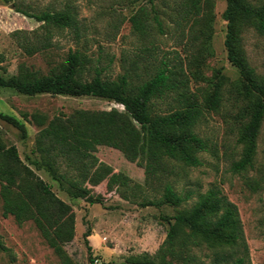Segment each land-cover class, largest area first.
Returning a JSON list of instances; mask_svg holds the SVG:
<instances>
[{"label": "trees", "instance_id": "trees-1", "mask_svg": "<svg viewBox=\"0 0 264 264\" xmlns=\"http://www.w3.org/2000/svg\"><path fill=\"white\" fill-rule=\"evenodd\" d=\"M226 2L225 47L229 62L239 71V79L231 83L229 99L236 109L235 119L240 125L238 142L243 146L233 170L242 173L254 168L257 141L264 123V75L258 74L249 63L243 34L253 28L264 36V0ZM213 7L211 0L181 3L182 20L192 21L191 27L198 33L195 38H201L200 51L207 50ZM17 11L41 23L34 31L14 33L19 47L30 57L52 49L55 31L71 29L79 33L76 13L70 5L59 11L31 13L20 8ZM154 20L162 32L158 16ZM131 22L136 33L147 37L149 26L144 9L132 16ZM4 60L0 55V63ZM90 62L82 51L70 49L65 59L46 73L25 62L19 64L16 74L5 76V69L0 73V87L22 95L88 96L123 107V110L103 111L78 109L69 115L53 117L39 111L23 113L25 121L39 128L33 147L37 157L33 164L37 169L46 170L69 196L96 204L102 203V197L94 196L87 184L97 186L106 181L108 191L116 189L126 199L127 190L132 189L133 196L141 190L140 186L132 188L126 175L99 161L95 154L99 146L117 149L129 161L143 167L148 183L176 175L178 165L187 168L201 165L199 154L207 151L209 144L196 128L204 115L201 104L183 80L182 70L177 66L171 68L164 61L153 74L134 84V76L129 73L117 80L103 78L98 69L89 75ZM222 86H215L214 94L207 99L210 109L218 107ZM169 93H176L177 105L169 103L165 112H157L158 100ZM0 120L18 129L23 138L27 137L24 121L2 112ZM252 183L256 189L260 187V181ZM0 186L3 215L12 216L19 225L32 221L62 264H75L64 249L75 237L76 217L72 206L21 159L17 146L7 144L1 135ZM161 193L159 200L143 201L140 205H169L178 210L168 219L166 239L157 252L133 258L132 264H248L249 247L238 208L221 190L210 189L191 206L188 205L190 194L178 193L170 182L163 183ZM90 235V229L84 233L89 250ZM0 251H8L1 238ZM203 251L212 253L209 263L202 258Z\"/></svg>", "mask_w": 264, "mask_h": 264}, {"label": "rangeland", "instance_id": "rangeland-1", "mask_svg": "<svg viewBox=\"0 0 264 264\" xmlns=\"http://www.w3.org/2000/svg\"><path fill=\"white\" fill-rule=\"evenodd\" d=\"M211 1L214 20L207 50L200 51L201 38H195L198 33L192 29V21L182 20L180 16L183 0H0V55L5 58L0 63V73L5 69V76L16 74L22 62L46 73L63 61L70 49L80 50L89 57V75L98 69L103 78L117 80L129 73L134 76V84L153 74L165 61L171 68L177 66L182 70L188 90L203 110L196 131L207 140L209 149L199 154L201 165L190 168L178 165L176 175L148 183L143 167L129 161L117 149L99 146L95 153L99 161L126 175L131 187L140 186L141 190L136 196L132 195V189L127 190L126 199L116 189L108 191L106 181L97 186L87 184L94 196L102 197V203L90 204L69 196L46 170L36 168L33 147L39 128L25 121L22 115L39 111L53 117L69 115L78 109L103 111L123 110V107L96 97L26 96L0 87V112L24 121L28 132L23 138L18 129L0 120L3 140L16 145L21 159L75 212V237L64 246L75 264H132L133 258L154 255L166 239L168 219L178 209L169 205L143 207L140 203L159 200L164 182L172 183L178 193H189V206L210 189L221 190L238 208L249 247L248 264H264V123L257 141L254 168L236 173L233 165L240 160L243 146L238 142L240 125L235 119L236 109L229 99V89L239 79V71L229 62L225 47L227 23L223 13L227 2ZM67 5L76 13L79 33L71 29L55 31L52 49L31 57L24 54L14 33L34 31L41 23L18 12V8L39 13L59 11ZM141 9L147 14V37L136 33L131 22V17ZM155 16L162 22V32L157 28ZM243 44L251 66L264 75V36L249 28L243 34ZM218 84H223L221 100L216 109H210L207 99ZM175 97L176 93H169L158 100L155 110L165 112L169 103L176 106ZM252 181H260V187L256 189ZM89 229L91 234H98L101 248L93 249L90 245L89 250L86 246L84 233ZM0 238L8 248L6 252L0 251V264H62L32 221L19 225L12 216L3 215L1 197ZM201 256L209 263L212 253L203 251Z\"/></svg>", "mask_w": 264, "mask_h": 264}, {"label": "crops", "instance_id": "crops-1", "mask_svg": "<svg viewBox=\"0 0 264 264\" xmlns=\"http://www.w3.org/2000/svg\"><path fill=\"white\" fill-rule=\"evenodd\" d=\"M89 242L93 249H99L101 248V241L97 233H92L89 236Z\"/></svg>", "mask_w": 264, "mask_h": 264}, {"label": "built area", "instance_id": "built-area-1", "mask_svg": "<svg viewBox=\"0 0 264 264\" xmlns=\"http://www.w3.org/2000/svg\"><path fill=\"white\" fill-rule=\"evenodd\" d=\"M98 262H96V264H97Z\"/></svg>", "mask_w": 264, "mask_h": 264}]
</instances>
